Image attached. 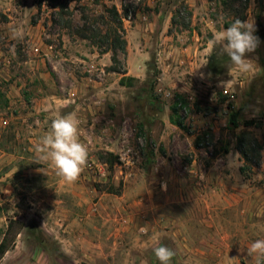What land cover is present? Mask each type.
<instances>
[{
    "label": "rangeland",
    "instance_id": "obj_1",
    "mask_svg": "<svg viewBox=\"0 0 264 264\" xmlns=\"http://www.w3.org/2000/svg\"><path fill=\"white\" fill-rule=\"evenodd\" d=\"M58 1L69 3L65 19L55 15ZM127 4L136 14L124 20L121 58L135 80L122 86L113 54L77 31L105 8L122 14L124 0H0V144L16 142L21 157L13 196L0 182V245L9 232L10 264H160L159 245L175 252L171 264H253L247 248L264 239V0ZM235 19L254 21L260 39L247 73L210 44ZM69 113L89 153L72 184L34 161L52 117ZM252 120L255 127L243 126ZM243 131L260 143L245 174L236 139ZM217 161L233 186L234 174L243 178L228 209L205 187ZM13 220L25 224L20 235V226L9 230ZM122 224L124 239L96 229L97 247L70 240L82 228Z\"/></svg>",
    "mask_w": 264,
    "mask_h": 264
},
{
    "label": "clouds",
    "instance_id": "obj_2",
    "mask_svg": "<svg viewBox=\"0 0 264 264\" xmlns=\"http://www.w3.org/2000/svg\"><path fill=\"white\" fill-rule=\"evenodd\" d=\"M254 21L235 19L223 30L216 31L210 40L211 46L219 47L231 63L241 72L251 70V60L247 56L254 53L260 39L254 35ZM70 101H60L66 107ZM80 121L75 113L54 115L48 130L34 146V161L50 166L62 182L72 184L78 181L88 161V149L80 140ZM160 264H171L175 252L164 245L153 248ZM253 264H264V239L253 241L247 248Z\"/></svg>",
    "mask_w": 264,
    "mask_h": 264
},
{
    "label": "trees",
    "instance_id": "obj_3",
    "mask_svg": "<svg viewBox=\"0 0 264 264\" xmlns=\"http://www.w3.org/2000/svg\"><path fill=\"white\" fill-rule=\"evenodd\" d=\"M128 0H124L123 13L121 14L116 7L105 8L104 12L95 17V20L92 22L90 19L83 20L84 22L80 25L77 31V35L81 36L83 39L91 41L97 46L103 54L112 53L113 66L111 68L113 73L123 76L120 84L122 86H128V82H133L135 79L127 77L128 71L125 63L121 56L125 59L127 56V46L128 42L126 39V30L124 26V20L129 18L130 15H135L136 11H132L127 4ZM55 10L58 12L55 15L60 16L65 19L67 14H70L69 3L65 4L60 1L57 2ZM85 10V8L83 9ZM72 14V13H71ZM74 16V14H73ZM101 21V22H100ZM66 29H72L73 23L67 22ZM174 115H177L176 108H173ZM239 113H234L230 118L231 129L237 131L241 125L239 124ZM172 124L181 130H185V125L181 120H176L173 116L171 118ZM256 122L246 121L244 123L245 128L255 127ZM237 151L245 160V166L242 167L241 172L245 174L247 172V167L251 161V154L255 149L260 148V143L249 131H243L237 135ZM197 149H200V146H197ZM226 153H229L226 150ZM113 155V154H111ZM113 157V156H112ZM112 165L115 164V161L111 162ZM14 226H20V231L18 235L21 234V231L25 228V224L17 222L15 220L11 221L9 230L13 229ZM9 234V232H8ZM0 245V259H2L5 254L9 251V245L7 236Z\"/></svg>",
    "mask_w": 264,
    "mask_h": 264
},
{
    "label": "crops",
    "instance_id": "obj_4",
    "mask_svg": "<svg viewBox=\"0 0 264 264\" xmlns=\"http://www.w3.org/2000/svg\"><path fill=\"white\" fill-rule=\"evenodd\" d=\"M2 137L3 136L1 134L0 138ZM14 137H16V141L19 142L21 138V132L18 130L14 132ZM18 151L19 144L17 145L16 142L12 143L10 146H3L2 144H0V182L6 183L8 186L6 187V191H4V193L12 196L14 194V188L11 187L10 184H14L12 179H14L15 175H18V173L20 172L18 169V164L21 160V157ZM227 171L228 166L226 165V163L222 164L219 163V161L214 162V164L209 169V173L207 174L206 179L207 183H205V187L208 188L212 193H214V195L218 197V201H220V203H223L224 201L225 204H222V206H226L224 207L225 209H228L229 205H234L231 200L239 202V192L243 191V189H241V185L243 183L242 175L239 172L234 174L237 183L235 186H233V182L231 181L232 176H229ZM3 186H5V184ZM194 186L195 184L192 182V190L194 189ZM232 189H235V193H233ZM126 228L127 227H124L123 224L122 226L113 225L111 227L106 228L90 226L81 229V232H84L83 235H79L78 237H76V239L75 237L73 239L70 238V240L73 242L83 241L86 244H92L97 247V245L100 243V240L97 239L98 233L96 232V229H100V231L102 232L106 229L107 237L111 236L112 238H115L114 240L116 241L117 239H124V234H122V232L125 231ZM67 231L68 230H66V232ZM3 241L4 239L2 240V242ZM9 253L10 252H8L2 258V260H0V264H10V258L12 260L13 256L10 257Z\"/></svg>",
    "mask_w": 264,
    "mask_h": 264
}]
</instances>
